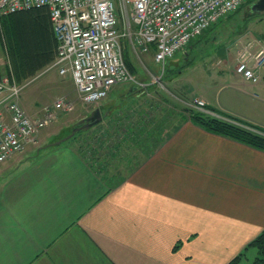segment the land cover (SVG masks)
<instances>
[{
	"label": "crops",
	"instance_id": "1",
	"mask_svg": "<svg viewBox=\"0 0 264 264\" xmlns=\"http://www.w3.org/2000/svg\"><path fill=\"white\" fill-rule=\"evenodd\" d=\"M158 89L113 86L71 119L98 110L84 142L40 135L0 165V264H227L243 251L237 264L252 263L264 151L206 131ZM214 91L192 97L264 128Z\"/></svg>",
	"mask_w": 264,
	"mask_h": 264
},
{
	"label": "built area",
	"instance_id": "2",
	"mask_svg": "<svg viewBox=\"0 0 264 264\" xmlns=\"http://www.w3.org/2000/svg\"><path fill=\"white\" fill-rule=\"evenodd\" d=\"M248 1L254 0H0V16L32 6L47 7L57 47L53 61L40 72L52 67L62 75L70 72L80 100L95 104L117 84L140 86L125 63L122 40L135 52H152L154 61L164 65ZM234 68L247 81L261 80L264 43L241 44ZM21 89L22 84L7 75L0 77V165L28 144H36L45 125L73 108L71 101L61 98L40 116L31 117L20 103ZM194 104L205 106L198 98Z\"/></svg>",
	"mask_w": 264,
	"mask_h": 264
},
{
	"label": "rangeland",
	"instance_id": "3",
	"mask_svg": "<svg viewBox=\"0 0 264 264\" xmlns=\"http://www.w3.org/2000/svg\"><path fill=\"white\" fill-rule=\"evenodd\" d=\"M253 3L252 1L245 2L240 8L229 13L203 32L200 37L190 41L183 50L165 61L164 65L154 61L152 52L142 54L135 52L126 42V65L140 86L127 82L117 84L115 87H121L125 92H128L132 86L145 90L159 88L158 92L161 96H165L164 99L161 98L166 101V95H168L172 102L184 106L188 117V109L191 107L195 106L201 111L207 110L206 105L202 108L196 106L193 97L200 92L213 94L215 90L214 93L220 94L224 103L254 115L256 120L264 125V72L261 71V80L251 83L241 76L238 78L234 68L236 53L241 44L256 40L264 43V10L256 11ZM120 13L121 11L117 9V15L120 17L119 25L124 28ZM70 76V72L62 75L59 74L57 67H52L39 72L22 84L20 103L31 117L37 111L43 113L46 107L52 106L56 100L61 98L73 104L71 110L61 111L57 118L39 131L37 137L45 136L46 142L65 138L71 133L73 127L83 122L81 120L72 123L71 119H76L87 106L90 110L88 116L92 115L95 108H99L96 105L102 101L99 100L96 104L89 105L82 102ZM251 84H256V86H251ZM170 93L178 98L172 97ZM95 131L98 133L92 136L95 137L96 144L91 142L93 144L89 145L90 148H97L99 145L96 140L99 138V130L95 128ZM87 134L89 135V131H80L74 135V138L81 143L84 142L82 136Z\"/></svg>",
	"mask_w": 264,
	"mask_h": 264
},
{
	"label": "trees",
	"instance_id": "4",
	"mask_svg": "<svg viewBox=\"0 0 264 264\" xmlns=\"http://www.w3.org/2000/svg\"><path fill=\"white\" fill-rule=\"evenodd\" d=\"M122 44L126 63V40H122ZM56 47L47 7L32 6L0 16V50L6 58V63L0 64V77L7 75L16 83L24 84L53 61ZM206 109L208 111L189 108V118L208 132L264 151V128L223 114L211 106ZM249 247L256 249L251 264H264V229L245 250ZM244 253L240 252L227 264H237Z\"/></svg>",
	"mask_w": 264,
	"mask_h": 264
},
{
	"label": "water",
	"instance_id": "5",
	"mask_svg": "<svg viewBox=\"0 0 264 264\" xmlns=\"http://www.w3.org/2000/svg\"><path fill=\"white\" fill-rule=\"evenodd\" d=\"M252 5L256 9V11L264 10V0H257ZM99 119H100V116H99L98 110H96V112L94 113V116H90V117L86 118L81 124L73 127V129L69 135H67L65 138L57 140L56 142H54V144H56V145L60 144L61 142L72 137L77 131L82 130L83 128H85L87 126H91V125L95 124L96 122L99 121Z\"/></svg>",
	"mask_w": 264,
	"mask_h": 264
},
{
	"label": "bare ground",
	"instance_id": "6",
	"mask_svg": "<svg viewBox=\"0 0 264 264\" xmlns=\"http://www.w3.org/2000/svg\"><path fill=\"white\" fill-rule=\"evenodd\" d=\"M248 254V253H247Z\"/></svg>",
	"mask_w": 264,
	"mask_h": 264
}]
</instances>
